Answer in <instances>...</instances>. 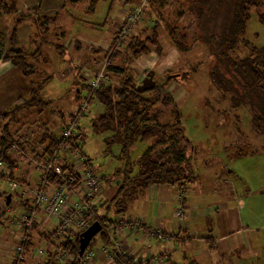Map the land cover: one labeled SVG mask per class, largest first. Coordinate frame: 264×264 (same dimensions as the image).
Wrapping results in <instances>:
<instances>
[{
  "label": "rangeland",
  "instance_id": "obj_1",
  "mask_svg": "<svg viewBox=\"0 0 264 264\" xmlns=\"http://www.w3.org/2000/svg\"><path fill=\"white\" fill-rule=\"evenodd\" d=\"M18 1L19 10L17 14L24 15L26 19L20 26L21 38L19 39V45L29 53L40 47L41 54L36 58L27 59V62L37 69L36 74L32 77L24 76L15 66H13L12 73L5 72L9 64H5L6 61H0V99L3 100L0 103V111L10 110L16 104L17 96H29L27 94L29 91L19 83L20 79L33 80L35 81L34 85H38L39 81L50 77L45 84L44 91L47 89L48 95L46 94L45 97L51 100L50 104H52H49L50 106L40 113L37 112L36 106L24 109L17 114V120L10 124V131L16 139L27 131L32 132L30 135L32 147L31 150L26 151L13 149L12 154L16 163L14 177L9 179L0 178V193L3 195L0 198V204L4 212V216L0 219V264H15L16 252L17 250L18 252L21 251L18 247L20 243L18 238H21L22 227L18 225L17 220H23V213L29 211L32 204V199L24 197L21 192H25V188L29 191L30 188L27 186H32V190L42 187L40 179L46 170H43L45 160L44 158L41 159L40 154L44 148L41 140L45 132V125H49L55 133L60 132L58 122L61 116L68 120L69 116L79 109L81 103L83 104L87 99L85 96L79 101L75 92L76 85L74 81L76 83L80 79L85 81L87 77L92 80L96 76L102 80L106 79L108 83L117 80L112 75L107 76L105 52L111 47L113 50L120 47L119 41L126 40L125 37H121L122 29L126 26V19L142 7L135 0L131 8L125 7V9H131L128 12L125 11V17L117 21L119 13L117 9L118 0H115L111 10H109L111 0L100 2L96 13L90 12L82 2L77 6L69 4L73 0H45V3H43V0ZM221 1L203 0L202 3H210L206 6L212 8L214 18L219 19L227 16L226 0H223L220 6L217 3H221ZM213 2H216V4ZM184 3V0H168L167 7L170 8L168 11H172L171 13L174 16V12L177 13L183 9ZM56 15H58V20L55 23H50L48 30L47 27L44 28L40 25L43 17L53 18ZM141 17L146 21H150L144 14ZM141 17V20L137 19V21L143 25L145 22ZM14 20L15 16H8L0 11V49L4 55L9 50V32L12 29ZM170 21L171 18L166 19L167 24ZM138 22L132 24L129 28V36L140 32L141 28L138 26ZM154 24L155 21H152V25ZM39 25L42 28H39ZM145 25L147 26V24ZM167 31L168 25L163 24L159 29L163 53H155L157 64L151 68H146V70L140 63L133 64L132 68L134 69V76L137 78L145 77L146 73L153 69V79L158 81L168 69L171 71L184 70L189 64L202 62L197 73L174 80L167 86V89L172 93L173 102L181 112L186 137L192 144V149L190 148L187 154L193 156V170L197 178L184 191L186 202L190 207H199L202 211L213 209V218L208 221L211 226L212 220L226 219L229 210L232 209L231 214L237 222L242 221L246 224L243 235L251 242L250 247L256 251V256L253 259V254L248 253L245 261L248 259L251 261L260 260L261 264H264V138L258 136L253 130L254 123H258V121L247 106L232 104L229 100V94L212 84L208 77V70H210L211 65L216 63L219 56L211 50L210 46L206 45L207 36L205 34H203V38L201 33L196 32V41L193 43L192 48L182 51L173 42ZM113 37L114 40L116 37V41L112 44ZM246 37L256 45H264V24L260 23L256 9L251 11ZM56 45L65 48L66 52H63V48L56 49ZM95 48L102 51L98 52ZM92 59H96L98 65L93 64ZM122 60L123 58L119 62H122ZM152 61L153 59H149L148 63ZM102 68H105V72L101 76L96 75ZM102 85L100 83L97 87L82 89V93L89 96ZM80 96H82L81 93ZM54 108L58 109L59 115L55 113ZM161 108L164 111L160 116V121L173 122L176 114L172 107L168 104L162 105ZM103 110V106L91 97L87 103V112L79 121V127L85 128L86 131L83 134L80 151L84 155L93 158L94 166L101 171V174L109 175L115 171V168L121 162L113 155L103 152L106 147L103 136L95 134L91 129L92 120L99 116ZM257 114L258 116L264 115V109ZM263 120H259V122L262 123ZM2 130L0 127V143L4 132ZM148 144L146 141L136 142L132 148L133 158H138ZM67 157L74 165L78 163L77 157L81 158L76 152H68ZM5 173L9 175L10 170L6 168ZM65 175H67V172H65ZM14 182H17L16 186H14ZM45 186L47 185L45 184ZM173 190L175 193L178 192V195L183 193L180 189L178 191ZM8 194H12L10 204L5 202V196ZM66 194L73 200L79 197V193L74 192L73 189ZM140 200L141 206L138 209L147 212L148 216L152 217L151 208L154 203L152 197L148 195L147 191H143L140 194ZM23 201L26 205L23 204ZM165 203L171 207L169 212L172 217L175 216L176 209L169 202ZM99 211L103 212V209ZM184 212L185 214L182 216L186 215L188 217L187 207ZM110 216L118 221V238L116 239L118 249L129 255L130 258L133 255L128 251L127 234L131 232L141 230L142 237L148 238V241L144 244L145 253L151 250L153 244L161 246L165 251V246L173 239L168 240L167 237H158V227L163 228L161 226H154L157 229H154L149 235L146 234L145 227L137 226L132 218L126 221L119 218L115 211H112ZM38 217L42 221L45 220L44 227L54 225L58 219L57 215H51L47 212ZM176 217L180 218L179 216ZM141 219L144 220L143 217ZM194 231L202 232V224L195 227ZM195 235L197 236V233ZM32 239L34 243L24 247V250H27L24 257L28 259L25 264H46L47 260L55 256L49 252L52 242L49 244L36 235ZM192 241L196 243V241ZM103 247L106 248L107 246L103 244L102 239L97 235L96 242L86 251V254L77 256L71 251L61 248L57 256L62 257L66 262L69 258L71 260L72 255L75 259L71 264H85V256L93 251L94 254L90 256L88 264H97L96 262H100L101 259L108 261L104 264H118L115 262V248L109 251L110 256L107 259L106 257L102 258L101 249ZM34 250H37V252ZM156 252L157 250L150 252L154 253L150 255L157 256ZM140 258L142 257L140 256ZM153 258L155 259L153 264H165L164 262L167 261L165 256L161 257L162 259Z\"/></svg>",
  "mask_w": 264,
  "mask_h": 264
},
{
  "label": "trees",
  "instance_id": "obj_2",
  "mask_svg": "<svg viewBox=\"0 0 264 264\" xmlns=\"http://www.w3.org/2000/svg\"><path fill=\"white\" fill-rule=\"evenodd\" d=\"M81 1L73 0L69 4H76V2ZM137 1L139 2L138 5L142 6V14L146 15L150 21L141 17L145 22L142 25L136 20L134 24L138 22V26L141 28L140 32L125 37L126 40H122L120 47H116L114 50L111 47L106 50L107 74L116 77L117 80L104 84L91 93V95L93 94L92 99L104 108L103 112L92 120L91 129L95 134L103 136L106 145L103 152L113 155L121 162L115 171L109 175L101 174V171L96 169L93 164L94 172L101 175L100 181L103 183V192L100 194L101 202L95 206L96 211L103 209V212L99 211L101 213V226L118 222L110 216L112 211H115L119 218L131 220L127 217V213L133 201L138 199L140 194L151 185L176 186L184 192L188 185L195 182L197 178L193 170V156L187 154V151L192 149V144L186 137L181 112L173 102L172 93L167 89V86L174 80L197 73L202 62L189 64L184 70L171 71L168 69L162 78L156 81V85L146 91H139V83L132 68L139 56H148L153 49L157 50L158 54L163 53L159 33L163 24L168 25V35L172 37L173 42L182 51L192 48L196 41V32L201 33L202 37L203 34L207 36V40H204L206 45L210 46L211 50L219 56L216 63L211 65L210 70H208L209 79L216 88L229 94V100L232 104L249 108L258 121V123H254L253 130L258 136L264 138V115L258 116L257 114L264 109V45H256L246 37L253 9L258 11L259 21L264 24V0H226L227 16L219 19L214 18L212 8L206 6L210 3H202L203 0H184L183 9L175 12L168 24L166 19L169 18L164 13V7H167L168 0ZM213 3L216 4V2ZM222 3L223 0L217 4L221 6ZM173 4L175 3L173 2ZM18 10V0H0V11L8 16H15L9 34L10 48L5 55L0 49V59L10 61L24 76L29 77L35 75L37 69L33 68L27 59L37 57L41 54V50L27 53L19 46L18 29L26 19L24 15L17 14ZM187 13L189 14L186 16ZM58 15L53 18L43 17L40 25L44 28L47 27L48 30L50 23H55L58 20ZM152 21H155L154 25H152ZM40 25L38 27L42 28ZM47 30L45 31L46 34ZM115 40H112V44ZM56 47L62 48L58 45ZM95 49L98 52L102 51L99 48ZM121 57H123V64L117 65V60ZM49 78L39 81L38 85H34L35 81H33L29 96H20L10 110L0 113V127L4 131L0 143V161L3 160L10 170V174L7 175L0 167L1 179L13 178L15 172V160L9 154L15 140L10 131V124L16 120L17 114L24 109L36 106L40 113L49 106L51 100L46 99L42 94ZM79 82L84 86L82 89L88 88L84 80ZM77 97L80 99V93H77ZM168 104L175 111V119L173 122H161L160 116L164 111L161 107ZM61 120L59 122L60 130L67 121L64 117H61ZM259 120H263V122L261 123ZM85 132V129L79 127L73 140L83 143L82 138ZM60 133L61 131L55 133L51 127L45 125V132L41 140L44 146L43 154H40L41 159H45L44 156L50 155L54 149L59 147L61 143ZM138 141H146L149 144L138 158L134 159L132 148ZM17 146L26 151L31 150L32 144L30 141L18 142ZM75 150L76 148L71 147L69 152ZM64 157L69 162V164L62 166V170L65 172L68 169H73L74 166L66 154ZM92 163L93 158L89 157L86 164L92 165ZM2 196L0 193V198ZM6 196L5 202L7 201ZM23 204L26 205L24 201ZM182 208L185 210L186 207L182 205ZM3 216L4 212L0 204V219ZM132 221L139 223L140 227L149 226L144 220L132 219ZM163 229L168 231V229ZM181 230L179 231L181 235L174 237V239L182 237L185 232L183 227ZM83 232L84 230L78 233L74 244L66 241V247L74 248L77 256L82 255L85 250L93 246L97 235L108 249L113 247L112 238L101 229L91 238L81 254ZM27 245H32L31 239L28 240ZM184 254V264H199L197 260L188 258L186 253ZM130 260L120 252L115 254V261L118 264H132ZM167 263L173 264L170 258L167 259ZM46 264H57L55 257L52 256Z\"/></svg>",
  "mask_w": 264,
  "mask_h": 264
},
{
  "label": "built area",
  "instance_id": "obj_3",
  "mask_svg": "<svg viewBox=\"0 0 264 264\" xmlns=\"http://www.w3.org/2000/svg\"><path fill=\"white\" fill-rule=\"evenodd\" d=\"M141 15L142 10L140 7L134 14L126 19V26H124L122 29L121 37H127L129 35V28H131V25L134 24V22L139 19ZM121 43L122 40L119 41V45H121ZM104 72L105 68H102L96 73V75L101 76ZM100 83L104 85L108 84V81H106V79L102 80L96 76L94 79H89L87 81V86L88 88H93L99 86ZM92 96L93 94L89 95L81 107L69 116L60 133L61 143L59 147L54 149L50 155L45 157V161L43 162V170L46 171L45 174H42L40 179V183L42 182V187L32 190V186H27L30 188V190L27 191V188H25V192H21L24 197H29L32 199V204L29 211H25L23 213V220H17L18 225L22 227V232L20 233L21 238H18L20 242L18 247L21 251L18 252L17 250L18 253L16 252L14 259V261H16L15 264H25L26 260H28L24 257L25 253L27 252V250H24V247H26L29 239H31V244L34 243L32 239L34 235L39 238H43V240L49 244L52 242L49 252L55 255L54 257L57 263L71 264L75 258H73L71 255V260L69 258L66 262H64L62 257L60 258L57 256L59 250L64 248L65 250H69L76 254L74 248L66 247V241L68 240L71 242V244H74L75 237L80 231H85L94 222H100L101 213L95 210V206L101 202L100 194L103 192V183L100 181L101 175L94 172L92 166L94 163H92V165L86 164L89 156L81 153V142L73 140V137H75L79 130V121L81 117L87 112V103ZM31 134V131H27L26 133L17 137V139L15 138L14 142L12 143V148L9 152L13 159L14 157L12 150L15 148L20 149L17 146L18 142L26 143L30 141ZM71 147L76 148L74 152H76L81 158L77 157L78 163L75 165L73 164V169H68L65 171L67 172V175H65V172L62 170V166L69 164V162L67 158L64 157V154L67 155ZM41 154H43V151ZM0 167L3 168L4 172H6L7 166L3 160L0 161ZM78 168L80 169L77 170ZM45 184L47 186H45ZM16 185L17 182H14V186ZM72 189L74 192L79 193V197L76 200H73L68 194H66ZM44 212H47L51 215H57L58 219L54 225L47 227L43 226L45 220L42 221L38 216H43ZM183 214V208L179 207L177 210V215L179 217H183ZM136 224L137 226H140L139 223ZM101 229L108 233V235H110L112 238V248H115V254L120 252L122 255L131 259L133 264H153V259H145L140 262L141 260L139 258L135 256L130 258L129 255L122 253L121 250L118 249V241L116 240L118 238V236H116L118 233V222L108 226L102 225ZM154 229L157 228L153 226H145L146 234L150 235V232H152ZM180 235V232L177 233L164 231L163 228L158 227V237H167L169 240L176 236L179 237ZM111 249L103 247L101 249V252L103 253L102 255L109 259V251ZM34 251L37 252V250ZM86 251L87 250H85L83 254H86ZM92 254H94L93 251L89 252L87 256H85V264L90 262L89 259Z\"/></svg>",
  "mask_w": 264,
  "mask_h": 264
},
{
  "label": "crops",
  "instance_id": "obj_4",
  "mask_svg": "<svg viewBox=\"0 0 264 264\" xmlns=\"http://www.w3.org/2000/svg\"><path fill=\"white\" fill-rule=\"evenodd\" d=\"M103 1H106V0H82L81 2L84 3L83 5L88 7V10L90 12L96 13L98 11V4H100V2L102 3ZM81 2H76V4L74 5L77 6ZM134 2L135 0L134 1L133 0H118L117 9L119 13H118L117 21L120 18L125 17L126 15L125 11L128 12L129 10H131V9H125V7L131 8L132 3ZM43 3H45V0H43ZM113 4L114 2H112L111 0L109 10L113 8L114 6ZM168 9L170 8L164 7L165 16L168 18H171L173 14L171 13L172 11H168ZM20 35H21V28L19 27L18 29L19 39L21 38ZM113 39L114 37L112 38V40ZM9 48H10V44H9ZM35 49L40 50V47L35 48ZM56 49L58 48L56 47ZM35 51L31 53H34ZM64 51L66 52L65 48H63V52ZM155 53L157 52L153 50L148 56H145V55L139 56L133 64L136 65L140 63L141 66L144 67L145 70L146 68H149V67L151 68L157 64V57ZM122 58L123 57L118 59L116 63L117 65L123 64V60L122 62H119L120 59ZM149 59H153V61L151 63H148ZM0 61H4V60L0 59ZM92 63L98 65L96 59H92ZM5 64H9L5 72L12 73L14 65L10 61H6ZM14 74L17 76L16 73ZM32 76L34 75H31L29 77H32ZM135 78L138 80V83H139L144 77L142 78L135 77ZM89 79L90 77H87L85 79L86 84ZM81 80L82 79H80V81ZM32 82L33 80L31 81L27 79L19 80V83L22 86H24L26 90L29 91L27 92L28 95L30 94V91L32 89ZM74 82L76 85L75 92L82 94L81 98L80 99L78 98L80 101L82 97L84 96V93H82V87L84 88V86L82 85L81 82H77V83L76 81ZM44 89L42 90V93L45 97L46 94L48 95V93L46 91L47 89L45 91ZM20 96H24V95L17 96V99ZM2 101L3 100L0 99V103ZM54 109H55V113L58 114V109L57 108H54ZM1 112H4V111H0V113ZM61 117H64V116H61ZM61 121L62 120L60 119L59 122ZM43 124H46V123H43ZM47 126L50 127L49 125ZM177 188L178 187L176 186H169V185H166V186L157 185V184L151 185L146 191L148 192V195L152 197L153 202H154L151 208V215L153 218L148 216L147 212H142L138 209V207L140 208L141 206L140 197L133 201V204L129 212L127 213V217L132 218V219L140 218V220H142L141 218L143 217L144 221L149 226H161L165 229H168V231H172V232L182 231L181 228L183 227L185 233H183L182 237H180L179 239L173 238L172 241H170L167 244V246H165L166 248L165 251L161 248V246L153 244L151 247V250L145 253L144 244L146 241H148V238L142 237L143 233H141V230L131 232L127 234V244L129 246L128 251L132 253L133 256L138 257L140 260L153 259V263H154L155 259L153 257H158L159 259H162L161 257L164 256V252H165V257H166L165 259L170 258L173 264H184V255H185L184 253H186L188 258L197 260L199 264H261L260 260L251 261L250 259H248L247 261H245L248 253L253 254V257H252L253 259L256 256L255 254L256 251L250 247L251 242H249V240L246 239L245 236L243 235V231L246 229V224L242 221L237 222V220L231 214L232 209L229 210L226 219L221 220L220 218V219H217L216 221L212 220V226H211L210 224H208V221L210 218H213L212 214H214V210L212 209L209 211L208 210L202 211V209H200L199 207H195V208L190 207V205L187 204L186 202L184 192L180 193V195H178V192L176 193L174 192L173 189L178 191L179 188L178 189ZM165 202H169V204H172V206L174 207V209H176V211L179 209V207H182V205H184V207H187L188 209L189 216L187 217L186 215H184L183 217L177 218L176 216L178 215L176 213L175 216L172 217V215L169 212L171 207L167 205ZM201 224L203 226V231L195 232L194 231L195 227L200 226ZM195 233H197V236L195 235ZM122 235H123V229H122ZM116 236H118V233L116 234ZM192 240L196 241V243H194ZM155 250H157L156 254L158 255L157 256L150 255V254H154L150 252H153ZM140 256L142 258H140ZM103 257L104 255H102V258ZM101 261H104V259H101L100 262H96V263L104 264L108 262V261H104V262H101ZM112 262H114V260H112ZM164 263L168 264L167 261Z\"/></svg>",
  "mask_w": 264,
  "mask_h": 264
},
{
  "label": "water",
  "instance_id": "obj_5",
  "mask_svg": "<svg viewBox=\"0 0 264 264\" xmlns=\"http://www.w3.org/2000/svg\"><path fill=\"white\" fill-rule=\"evenodd\" d=\"M154 70L151 69L146 73V76L142 79L141 83L138 85L139 91H146L151 87L156 85V80L153 79ZM6 204H10L12 199V194L6 196ZM102 226L100 222H94L90 227H88L82 234L81 237V251L82 254L86 248V245L89 243L91 238L100 232Z\"/></svg>",
  "mask_w": 264,
  "mask_h": 264
},
{
  "label": "clouds",
  "instance_id": "obj_6",
  "mask_svg": "<svg viewBox=\"0 0 264 264\" xmlns=\"http://www.w3.org/2000/svg\"><path fill=\"white\" fill-rule=\"evenodd\" d=\"M85 82H86V81H85ZM139 83H141V81H140Z\"/></svg>",
  "mask_w": 264,
  "mask_h": 264
}]
</instances>
